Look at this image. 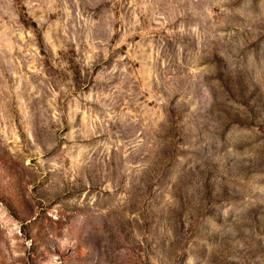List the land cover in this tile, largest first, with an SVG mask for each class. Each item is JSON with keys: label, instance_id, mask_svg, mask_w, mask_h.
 Returning a JSON list of instances; mask_svg holds the SVG:
<instances>
[{"label": "rangeland", "instance_id": "rangeland-1", "mask_svg": "<svg viewBox=\"0 0 264 264\" xmlns=\"http://www.w3.org/2000/svg\"><path fill=\"white\" fill-rule=\"evenodd\" d=\"M0 264H264V0H0Z\"/></svg>", "mask_w": 264, "mask_h": 264}]
</instances>
